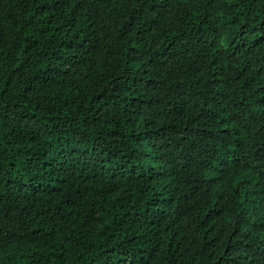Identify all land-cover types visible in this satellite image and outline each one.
Returning <instances> with one entry per match:
<instances>
[{"label": "trees", "instance_id": "16d2710c", "mask_svg": "<svg viewBox=\"0 0 264 264\" xmlns=\"http://www.w3.org/2000/svg\"><path fill=\"white\" fill-rule=\"evenodd\" d=\"M0 264H264V0H0Z\"/></svg>", "mask_w": 264, "mask_h": 264}]
</instances>
